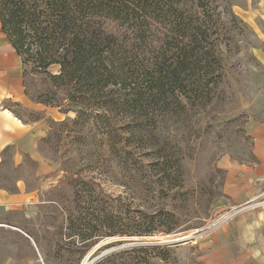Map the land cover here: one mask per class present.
<instances>
[{
  "label": "rangeland",
  "instance_id": "obj_1",
  "mask_svg": "<svg viewBox=\"0 0 264 264\" xmlns=\"http://www.w3.org/2000/svg\"><path fill=\"white\" fill-rule=\"evenodd\" d=\"M211 8L223 84L213 90L212 105L196 108L189 120L171 126L175 139L169 149L176 147L182 161L180 187L157 194L130 180L128 166H117L118 158L101 144L100 126L74 125L73 112L65 115L44 105L48 111L17 109L27 122L43 120L48 135L33 155L15 157L10 149L4 153L0 264H83L121 245L187 237L188 243L173 247L176 259L179 264H202L199 244L206 231L240 211L231 210L224 192V160L238 165L254 162L246 126L250 118L264 115V0H211ZM50 71L57 74L59 68ZM42 79L29 75L26 85L31 97L42 90ZM123 181L127 187L121 185ZM75 191L83 193L81 204ZM91 205H98L94 214ZM166 214L175 215L177 223L170 234L161 232L174 225ZM142 218L156 222L152 235L100 236L104 226L109 233L117 231L120 219L129 224ZM72 219L79 224L76 233L89 231L93 238L73 235Z\"/></svg>",
  "mask_w": 264,
  "mask_h": 264
},
{
  "label": "trees",
  "instance_id": "obj_2",
  "mask_svg": "<svg viewBox=\"0 0 264 264\" xmlns=\"http://www.w3.org/2000/svg\"><path fill=\"white\" fill-rule=\"evenodd\" d=\"M0 20L26 81L43 78L34 97L26 85L33 102L75 113L74 125L100 126L101 144L142 187L157 194L180 187L182 161L176 147L169 149L171 126L212 105L213 90L223 84L211 0H1ZM55 67L57 74L50 71ZM75 195L80 204L85 200L82 192ZM97 208L91 205L93 214ZM166 217L174 225L161 232H175V215ZM70 222L73 235L93 238ZM118 224L114 233L102 227L100 236H148L156 222ZM96 264L179 262L173 247L148 246Z\"/></svg>",
  "mask_w": 264,
  "mask_h": 264
},
{
  "label": "crops",
  "instance_id": "obj_3",
  "mask_svg": "<svg viewBox=\"0 0 264 264\" xmlns=\"http://www.w3.org/2000/svg\"><path fill=\"white\" fill-rule=\"evenodd\" d=\"M21 108L35 113L48 111L28 97L22 59L4 34L0 20V168L6 150H13L15 157L33 155L37 144L48 135L44 121L23 120L16 111ZM246 131L252 140L254 162L238 165L225 159L223 163L225 195L231 210L240 211L200 242L202 264H264V115L250 118ZM0 203L4 204L3 190Z\"/></svg>",
  "mask_w": 264,
  "mask_h": 264
},
{
  "label": "water",
  "instance_id": "obj_4",
  "mask_svg": "<svg viewBox=\"0 0 264 264\" xmlns=\"http://www.w3.org/2000/svg\"><path fill=\"white\" fill-rule=\"evenodd\" d=\"M193 239V238H191ZM190 240V238H183V239H178L175 240L174 242H166V243H159V244H152V243H132L129 245H121L109 250H106L105 252L101 253L99 256H97L96 258H94L92 261H90L89 264H96L99 261H101L102 259L108 257L109 255L115 253V252H119V251H123V250H128V249H133V248H139V247H148V246H168V247H177L180 246L182 244H186L188 243ZM110 245L114 244V243H109Z\"/></svg>",
  "mask_w": 264,
  "mask_h": 264
},
{
  "label": "built area",
  "instance_id": "obj_5",
  "mask_svg": "<svg viewBox=\"0 0 264 264\" xmlns=\"http://www.w3.org/2000/svg\"><path fill=\"white\" fill-rule=\"evenodd\" d=\"M238 213V211H234V212H231L230 214H228L227 217H224L223 219H221L217 224H215L212 228H210L207 232H210L212 229H214L215 227L219 226V225H222L224 223H226L227 221H229L230 219H232L236 214Z\"/></svg>",
  "mask_w": 264,
  "mask_h": 264
},
{
  "label": "bare ground",
  "instance_id": "obj_6",
  "mask_svg": "<svg viewBox=\"0 0 264 264\" xmlns=\"http://www.w3.org/2000/svg\"><path fill=\"white\" fill-rule=\"evenodd\" d=\"M187 238H190V237H187ZM90 261L86 260L83 264H89Z\"/></svg>",
  "mask_w": 264,
  "mask_h": 264
}]
</instances>
